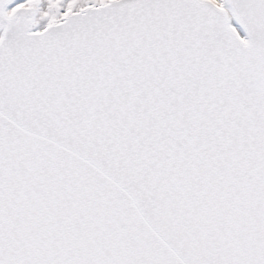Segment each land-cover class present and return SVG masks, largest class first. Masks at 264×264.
<instances>
[{
    "label": "snow or ice",
    "instance_id": "obj_1",
    "mask_svg": "<svg viewBox=\"0 0 264 264\" xmlns=\"http://www.w3.org/2000/svg\"><path fill=\"white\" fill-rule=\"evenodd\" d=\"M0 264H264V0H0Z\"/></svg>",
    "mask_w": 264,
    "mask_h": 264
}]
</instances>
